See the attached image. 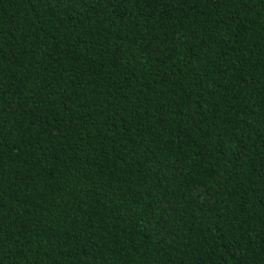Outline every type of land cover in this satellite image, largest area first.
<instances>
[{
	"label": "trees",
	"instance_id": "obj_1",
	"mask_svg": "<svg viewBox=\"0 0 264 264\" xmlns=\"http://www.w3.org/2000/svg\"><path fill=\"white\" fill-rule=\"evenodd\" d=\"M0 264H264V0H0Z\"/></svg>",
	"mask_w": 264,
	"mask_h": 264
}]
</instances>
